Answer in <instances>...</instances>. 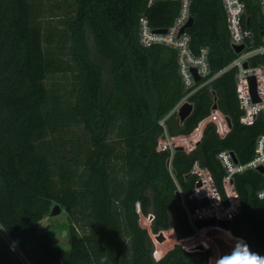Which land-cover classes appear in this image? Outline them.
Listing matches in <instances>:
<instances>
[{
	"label": "trees",
	"instance_id": "obj_1",
	"mask_svg": "<svg viewBox=\"0 0 264 264\" xmlns=\"http://www.w3.org/2000/svg\"><path fill=\"white\" fill-rule=\"evenodd\" d=\"M243 1L252 49L262 41L264 13L260 0ZM57 3L60 9L50 7L51 18L42 22L36 0H0V264H213L210 249L180 242L156 259L140 217L152 215V231L159 233L170 227L173 212L178 236L194 234L189 211L201 206L192 196L200 180L195 163L209 170L229 206L218 154L229 149L247 162L264 133L263 111L251 124L241 120L240 68L232 64L238 53L223 1L191 0L190 48L199 53L208 46L210 74L203 80H210L189 97L194 109L183 122L172 113L188 92L177 49L139 41L141 17L155 29L167 27L179 0L151 7L147 0ZM248 64L264 66V55ZM214 104L232 120L224 136L210 121L193 150L159 147L166 132H193ZM77 127L84 139H73L70 156L50 150L49 136ZM234 182L241 206L230 230L245 241L223 264H250L253 254L264 258V198L258 196L264 175L247 169ZM53 202L67 212L69 250L40 226ZM217 223L215 216L195 221L200 228Z\"/></svg>",
	"mask_w": 264,
	"mask_h": 264
},
{
	"label": "built area",
	"instance_id": "obj_2",
	"mask_svg": "<svg viewBox=\"0 0 264 264\" xmlns=\"http://www.w3.org/2000/svg\"><path fill=\"white\" fill-rule=\"evenodd\" d=\"M156 1L157 0H147V4L149 7H151L155 4ZM222 1L227 14V22L230 30L231 44L232 45L242 44V43L245 44V48L238 53V56L234 59L232 64L240 68V73L238 77V96L240 99L241 107L245 110V114L241 117V120L246 124H251L254 122L256 115L260 111L264 112V66L258 65V66L250 67L248 64V68H245L244 62L249 61V59L255 55H259V54L264 55V32L262 35V41L260 45L255 48L249 49L245 42V37L248 35V32L243 28V24H242V15L245 11V2L243 0H222ZM260 1L264 13V0H260ZM190 17H191V0H179L178 15L175 17L173 22L169 26H167L166 32L155 31V28H153L148 16L146 15L142 16L139 22V41L142 45L150 46L155 43H162L172 46L176 48L178 51L180 70L186 88L188 89V92H186L183 98L178 102L174 110L176 109L178 110L179 107L185 101L189 100V97L200 86H202L203 84L207 83L210 80V79L203 80L205 77H207L210 74L208 46H202L199 53H194L190 48L191 35L187 32V28L183 32L181 31L182 28L189 21ZM192 68H195L197 70L198 74L201 76L200 81H203L198 86H196V84L199 81L195 79V75L192 71ZM258 73H260L261 78L258 76ZM251 74H254L257 78V92L259 97L261 98V100L258 102L253 101L252 94L250 92L248 76ZM233 154L235 153L232 150L223 149L219 152L218 157L226 172L224 176V186L227 196L230 199V203L232 201L231 199H235V204L231 206L230 205L225 206L222 203L221 197L214 185V182L210 174V181L212 186H214L215 197L220 200V202L222 203V207L223 206L226 207L227 210H231V209L234 210V213H232L230 216L227 217V219H231V220L233 216L240 210V206H241L239 195L234 182V175L236 173H241L247 169L259 170V167L264 168V133L261 134L256 139L255 153L254 156L249 161L242 163L238 160V158L235 159ZM262 173L264 175V172ZM199 182L203 184L201 180H199L198 183ZM258 196L260 198H264V186L258 191ZM189 217H190V212H189ZM191 223L194 225L192 220Z\"/></svg>",
	"mask_w": 264,
	"mask_h": 264
},
{
	"label": "rangeland",
	"instance_id": "obj_3",
	"mask_svg": "<svg viewBox=\"0 0 264 264\" xmlns=\"http://www.w3.org/2000/svg\"><path fill=\"white\" fill-rule=\"evenodd\" d=\"M36 2L40 6L39 12L41 14L39 18L42 22L51 18L50 14L52 10L49 9L50 7H54L57 11L60 9L57 0H36ZM57 17L58 16L53 17L52 19L55 20ZM258 76L261 78L260 73H258ZM149 94L152 96L151 93ZM173 112L178 113V110H173L172 113ZM210 121L216 123L217 129L221 135H224L230 128L226 115L219 110L213 109L210 116L203 119L193 132L189 134L172 136L166 132V134L160 138L159 147L169 148L174 151L180 146L187 151L193 150L201 138L203 128ZM78 136L81 138V141H83L84 134L81 127H77L72 131L56 133L53 136H49L46 141L53 153L57 155L65 153L70 156L72 153L69 149L72 147V141ZM194 171L199 173L200 180L203 184L201 186H196L193 196L198 197L199 199L202 197H208L211 200L209 205L201 206L195 212L189 211L190 218L195 226L194 234L184 238L178 236L176 231V218L173 212L171 213L170 227L161 230L159 233L152 231V215L141 214L140 223L151 232L156 259L160 258L176 242H180L187 249H210L212 253L210 259L213 256L215 257L213 264H223L225 263L224 257L227 252L232 248L238 249L237 244L244 242V240L235 236L230 229L219 226L218 223L216 225H208L202 228L195 225V220L206 217L215 216L218 220L227 219L228 216L234 213V210H227L226 207H222L220 200L215 197L214 186H212L210 181V173L205 167L196 163ZM231 200L230 206L235 204V199ZM55 203L57 202H53L52 206ZM40 226L42 229L50 231L54 240L62 248L67 250L71 249L72 238L68 232L69 221L65 208H63L62 213L58 215H52L50 212V214L40 222Z\"/></svg>",
	"mask_w": 264,
	"mask_h": 264
},
{
	"label": "water",
	"instance_id": "obj_4",
	"mask_svg": "<svg viewBox=\"0 0 264 264\" xmlns=\"http://www.w3.org/2000/svg\"><path fill=\"white\" fill-rule=\"evenodd\" d=\"M194 23V18L193 16L190 17L189 21L186 23V25L182 28V32L192 26ZM155 31L157 32H166L167 31V27H163V28H157L155 29ZM234 50L239 53L241 52L244 48H245V44L242 43V44H235V45H232ZM244 67L245 68H248V61H245L244 62ZM192 71L195 75V79L197 81H200L201 80V76L198 74L197 70L195 68H192ZM248 81H249V85H250V92L252 94V99L254 102H258L261 100V98L259 97L258 95V92H257V78L254 74H251L248 76ZM213 108H217V104H214ZM194 109V104L193 102L187 100L185 101L178 109V116L181 120V122H183L193 111ZM227 119H228V122L230 125H232V120L229 116H227ZM234 155V158L237 159L236 155ZM259 170L261 172H264V168L263 167H259ZM202 183L199 182L198 185H201ZM178 200L179 201H182V194L181 192L179 191L178 194ZM201 201V206H205V205H208L210 203V199L208 197H203L200 199ZM63 211V207L60 205V203H55L52 208H51V214L52 215H58V214H61ZM231 223H232V220L231 219H220L218 220V225L219 226H222V227H225L227 229H230V226H231ZM228 253V252H227Z\"/></svg>",
	"mask_w": 264,
	"mask_h": 264
},
{
	"label": "clouds",
	"instance_id": "obj_5",
	"mask_svg": "<svg viewBox=\"0 0 264 264\" xmlns=\"http://www.w3.org/2000/svg\"><path fill=\"white\" fill-rule=\"evenodd\" d=\"M250 264H264V258H261L258 255L253 254Z\"/></svg>",
	"mask_w": 264,
	"mask_h": 264
},
{
	"label": "crops",
	"instance_id": "obj_6",
	"mask_svg": "<svg viewBox=\"0 0 264 264\" xmlns=\"http://www.w3.org/2000/svg\"><path fill=\"white\" fill-rule=\"evenodd\" d=\"M213 109H216V110H219L218 108H213ZM220 111V110H219ZM221 112V111H220ZM166 134V133H165ZM244 240V239H243ZM245 241V240H244ZM249 259H250V255H249V258H248V260H245V261H249Z\"/></svg>",
	"mask_w": 264,
	"mask_h": 264
}]
</instances>
